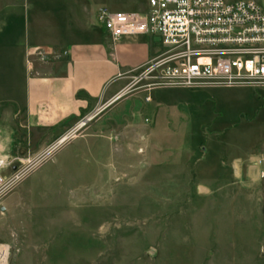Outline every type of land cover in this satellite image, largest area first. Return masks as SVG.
<instances>
[{"label":"rangeland","instance_id":"rangeland-1","mask_svg":"<svg viewBox=\"0 0 264 264\" xmlns=\"http://www.w3.org/2000/svg\"><path fill=\"white\" fill-rule=\"evenodd\" d=\"M65 1L0 3L22 7L12 16L14 26L26 22L36 33V21H44L45 34L68 26L97 34L100 8L139 7L138 0H81L71 7ZM254 1L264 9V0ZM53 17L62 22L51 23ZM137 75L124 80L128 88L118 100L97 107L102 109L71 137L76 139L42 154L35 166L1 170L4 264H264V180L248 172L264 149V92L164 87L149 92V105L140 95L104 114L140 92L144 82H135ZM124 106L125 118L108 129ZM132 109L142 110V137L124 131ZM100 116L108 131L100 139L86 136ZM201 155L194 165L211 176L227 172L232 161L242 174L230 184L198 185L199 176L189 183L186 174L196 173L193 163ZM14 176L19 178L11 182Z\"/></svg>","mask_w":264,"mask_h":264},{"label":"crops","instance_id":"crops-1","mask_svg":"<svg viewBox=\"0 0 264 264\" xmlns=\"http://www.w3.org/2000/svg\"><path fill=\"white\" fill-rule=\"evenodd\" d=\"M79 2L81 0H67L63 5L71 7ZM21 10L17 2L11 6L0 3V160L14 161L10 167L13 169L16 163L24 164L27 159L46 153L78 120L120 96L128 88L124 83L128 75L160 51L157 40L147 36L123 38L113 43L102 30L97 34L89 30L77 34L69 26L45 34L44 21L39 20L36 24L40 30L30 33L28 23H23L22 27L13 24L12 16H18ZM20 21L18 18V24ZM61 22L51 18V23L59 25ZM65 23L69 25L70 20L66 19ZM143 94L136 92L119 100L104 114L121 101L140 95L144 105H149L152 101L145 102ZM159 108L160 105L154 106L155 115ZM125 112L126 106L112 117L114 126L108 129L115 128L116 121L125 118ZM102 116L87 127L86 136L97 139L108 131L106 125L100 124ZM141 116L142 110L132 109L124 131L142 137L140 133L146 126ZM147 130L150 129L147 127ZM76 138L65 140L54 151ZM139 147L135 150L137 153L145 151ZM203 152L207 154L204 149ZM203 155L193 165L201 163ZM150 156L147 155L149 159ZM252 160L249 178L253 171L262 181ZM238 165V161H232L228 171L218 176L198 169V165H194L198 169L194 175L185 174L189 183L199 176L202 181H197L198 185L230 184L242 174L243 168L240 170ZM225 166L219 161L221 170Z\"/></svg>","mask_w":264,"mask_h":264},{"label":"built area","instance_id":"built-area-1","mask_svg":"<svg viewBox=\"0 0 264 264\" xmlns=\"http://www.w3.org/2000/svg\"><path fill=\"white\" fill-rule=\"evenodd\" d=\"M138 2L134 11L100 8L97 22L113 43L140 36L157 40L160 51L133 72L138 73L135 82H144L138 89L147 93L145 102L150 101L149 92L164 87L198 90L239 86L264 92V9L256 1ZM100 109L79 120L45 155L86 127ZM43 156L27 159L26 164L35 166ZM13 162L0 160V173L3 166L9 168ZM253 165L259 179L264 180V149L253 157ZM3 258L0 250V264Z\"/></svg>","mask_w":264,"mask_h":264},{"label":"bare ground","instance_id":"bare-ground-1","mask_svg":"<svg viewBox=\"0 0 264 264\" xmlns=\"http://www.w3.org/2000/svg\"><path fill=\"white\" fill-rule=\"evenodd\" d=\"M65 138H63V140H64ZM63 140H61V141H63ZM1 264H4V260L2 261V263Z\"/></svg>","mask_w":264,"mask_h":264}]
</instances>
